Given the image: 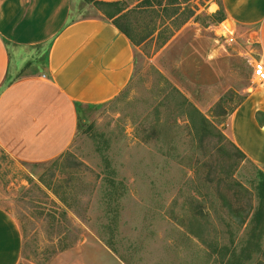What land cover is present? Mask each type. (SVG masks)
<instances>
[{
  "label": "rangeland",
  "instance_id": "1",
  "mask_svg": "<svg viewBox=\"0 0 264 264\" xmlns=\"http://www.w3.org/2000/svg\"><path fill=\"white\" fill-rule=\"evenodd\" d=\"M144 1L117 20L132 38L133 79L111 102L78 108L70 149L43 164L0 149V207L22 231L20 264H51L87 243L127 264H227L245 246L264 171L238 155L228 127L261 87L249 65L261 51L237 32L228 42L221 0ZM101 9L74 7L78 18ZM193 108L208 128H195ZM244 264H264V236Z\"/></svg>",
  "mask_w": 264,
  "mask_h": 264
},
{
  "label": "crops",
  "instance_id": "2",
  "mask_svg": "<svg viewBox=\"0 0 264 264\" xmlns=\"http://www.w3.org/2000/svg\"><path fill=\"white\" fill-rule=\"evenodd\" d=\"M75 3L0 0V149L17 161L43 164L65 154L76 137L78 108L111 102L133 79L135 51L130 40L101 15L78 18ZM221 4L234 32L253 39L264 62V0ZM32 54L34 68L26 66ZM255 61L249 63L252 71ZM260 85L231 114L228 133L264 171V84ZM92 245L96 249L89 250ZM23 249L20 226L0 207V264H20ZM51 264L127 263L108 247L87 243L60 254Z\"/></svg>",
  "mask_w": 264,
  "mask_h": 264
},
{
  "label": "trees",
  "instance_id": "3",
  "mask_svg": "<svg viewBox=\"0 0 264 264\" xmlns=\"http://www.w3.org/2000/svg\"><path fill=\"white\" fill-rule=\"evenodd\" d=\"M85 1L92 3L95 6L103 8L101 9L103 17L112 22L113 25L116 26V28H118V30L130 40V42L132 41V38L128 34V32L117 22V20H120V18L124 17L127 14L125 12V5L131 0H124L118 2H102L96 0ZM144 2H146L147 4L150 3L149 0H145ZM224 20L226 19H222L221 22H223ZM192 110L195 117L192 116L191 120L195 128L199 126L195 119H197L201 123L200 126L208 128V120L197 109L193 108ZM221 137L224 138V136H222V133ZM233 146L241 158L248 160L246 155L239 148H237L234 144ZM257 178V205L255 207L251 206L250 210L245 212V218L246 220H249L247 240L245 242V246L243 247L241 253L238 255L235 252H229V254H231V257L228 260L227 264H244L245 261H251L253 258V254L261 250V241L264 236V173L260 171ZM226 251L228 252L229 249L227 248Z\"/></svg>",
  "mask_w": 264,
  "mask_h": 264
},
{
  "label": "built area",
  "instance_id": "4",
  "mask_svg": "<svg viewBox=\"0 0 264 264\" xmlns=\"http://www.w3.org/2000/svg\"><path fill=\"white\" fill-rule=\"evenodd\" d=\"M226 32H228L227 36H229L228 42H233L234 38L232 36L234 35V33H229L228 30H226ZM253 77L258 83L264 84V62L255 61V64L253 66Z\"/></svg>",
  "mask_w": 264,
  "mask_h": 264
},
{
  "label": "water",
  "instance_id": "5",
  "mask_svg": "<svg viewBox=\"0 0 264 264\" xmlns=\"http://www.w3.org/2000/svg\"><path fill=\"white\" fill-rule=\"evenodd\" d=\"M229 23H230L229 21H226V22L223 24V26L225 27L226 30L229 31V33H233V32H234V28H233V31H231V30H229L228 27H227V25H228Z\"/></svg>",
  "mask_w": 264,
  "mask_h": 264
}]
</instances>
